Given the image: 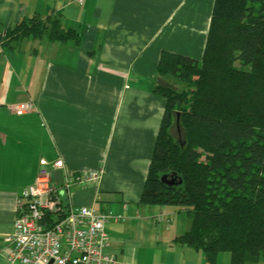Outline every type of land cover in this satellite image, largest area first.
Instances as JSON below:
<instances>
[{
    "label": "crops",
    "instance_id": "1",
    "mask_svg": "<svg viewBox=\"0 0 264 264\" xmlns=\"http://www.w3.org/2000/svg\"><path fill=\"white\" fill-rule=\"evenodd\" d=\"M214 2L0 0V264H9L4 238L53 147L66 171L49 164L50 185L67 204L110 216L108 248L119 264H208L203 251L175 241L191 228L186 212L147 203L144 189L166 106L154 89L180 87L158 75L161 54L200 60ZM53 15L80 34L79 45L46 38L3 45L8 28ZM92 170L104 171L99 181L62 190L67 178Z\"/></svg>",
    "mask_w": 264,
    "mask_h": 264
},
{
    "label": "trees",
    "instance_id": "2",
    "mask_svg": "<svg viewBox=\"0 0 264 264\" xmlns=\"http://www.w3.org/2000/svg\"><path fill=\"white\" fill-rule=\"evenodd\" d=\"M80 44L60 16L34 17L8 28L3 45L25 39ZM158 75L177 82L157 85L166 99L144 201L175 203L191 219L175 241L229 264H264V0H215L203 57L162 52ZM180 119L183 140L172 134ZM167 175L177 188L161 181ZM49 227L67 215L55 190ZM227 259V258H226Z\"/></svg>",
    "mask_w": 264,
    "mask_h": 264
},
{
    "label": "built area",
    "instance_id": "3",
    "mask_svg": "<svg viewBox=\"0 0 264 264\" xmlns=\"http://www.w3.org/2000/svg\"><path fill=\"white\" fill-rule=\"evenodd\" d=\"M22 105V110L31 109ZM52 162L41 160V169L32 186L24 192L28 200L22 205L14 230L4 238L5 256L9 264H119L109 253V237L106 224L110 216L101 215L87 206L68 204L67 215L49 227L47 212L56 208L54 198L43 200L45 194L53 195L49 164L53 170L62 173L66 165L57 148H52ZM103 170H92L72 178L61 185L63 191L72 186L85 187L99 181ZM60 190V189H58ZM57 190V191H58Z\"/></svg>",
    "mask_w": 264,
    "mask_h": 264
},
{
    "label": "rangeland",
    "instance_id": "4",
    "mask_svg": "<svg viewBox=\"0 0 264 264\" xmlns=\"http://www.w3.org/2000/svg\"><path fill=\"white\" fill-rule=\"evenodd\" d=\"M176 122H177V120H176ZM175 124H174V126L172 128V134L174 135V137H176V139L183 140V137H184L183 130L180 128V126H178V124L177 125H175ZM221 256H224L223 258H227L225 260V264H229V260H228L229 259V255L228 254H222Z\"/></svg>",
    "mask_w": 264,
    "mask_h": 264
},
{
    "label": "water",
    "instance_id": "5",
    "mask_svg": "<svg viewBox=\"0 0 264 264\" xmlns=\"http://www.w3.org/2000/svg\"><path fill=\"white\" fill-rule=\"evenodd\" d=\"M177 124L178 126H180V119H179V115H177ZM161 181L165 184V186H167L168 188H177L178 185L182 184V181H180L178 184L175 183V179L172 180H168L167 179V175H164L161 179ZM50 264H52V261L50 262Z\"/></svg>",
    "mask_w": 264,
    "mask_h": 264
}]
</instances>
